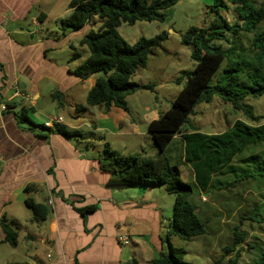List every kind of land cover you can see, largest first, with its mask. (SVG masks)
Instances as JSON below:
<instances>
[{
    "label": "trees",
    "instance_id": "obj_1",
    "mask_svg": "<svg viewBox=\"0 0 264 264\" xmlns=\"http://www.w3.org/2000/svg\"><path fill=\"white\" fill-rule=\"evenodd\" d=\"M177 1L70 0L68 7L71 12L61 20L62 29L77 31L96 15L103 19L100 29L90 30L81 37L80 45L87 46L88 56L73 70L80 79L99 73L94 85L87 91V104L100 106L103 112H108L111 105L128 110L126 97L147 88L146 85L131 81L132 74L147 64L148 57L167 35L162 32L129 44L116 28L122 23L133 25L137 21H164L165 10ZM221 6L227 13L232 6L234 21L230 22L217 10L216 17L208 25L191 26L181 38L182 44L192 47L194 68L176 80L179 83L183 77L186 78L170 108L147 125L148 133L162 153L154 158L140 153L123 154L105 144L100 158V167L110 174L108 185L143 188L161 185L168 194L174 196L167 239L174 235L182 240H190L204 234V222L197 215L190 198L211 191L210 183L214 175L235 173L231 168L244 160L241 152L248 144L261 142L264 147V122H260L261 116L253 113L247 117L253 124L235 120L230 128L218 133L207 134L195 127L192 130L184 128L189 115L194 113L199 103L210 102L217 97L238 110L242 108L241 102L245 97L264 94V0H222ZM248 34L252 36L247 38ZM73 56L79 57L80 54L75 51ZM223 62L224 67L218 73ZM52 96L57 105H63L59 91H54ZM15 107L13 102H5L4 110H14ZM79 108L84 110L85 107ZM243 111L246 114L247 110L243 108ZM27 112L28 108L22 106L14 111V116L21 123L29 121ZM55 131L67 138L79 135V132L68 131L61 124H57ZM177 134H180L179 141L174 137ZM173 140L179 143L178 160L191 168L193 177H188L191 182H185L178 165L171 163L170 158L164 154ZM253 155L252 152L246 160L255 158ZM241 176L255 177L256 173L245 171ZM241 176L235 175L236 179L226 184L237 185ZM35 187L29 184L24 191L32 193ZM197 188L199 191L195 193ZM24 203L32 210L34 221H42L47 217L49 208L43 202H36L27 196ZM95 209L96 206L87 207L84 213ZM0 233L2 242L16 246L18 232L4 216L0 217ZM234 235L236 239L233 244L237 245V236L242 239L244 235L237 228ZM184 253L182 248L169 243L167 253L158 252L148 264H192L183 259ZM126 264L138 263L132 259ZM228 264H235V261L230 260ZM255 264H264V252Z\"/></svg>",
    "mask_w": 264,
    "mask_h": 264
},
{
    "label": "crops",
    "instance_id": "obj_2",
    "mask_svg": "<svg viewBox=\"0 0 264 264\" xmlns=\"http://www.w3.org/2000/svg\"><path fill=\"white\" fill-rule=\"evenodd\" d=\"M42 1L52 0H0V104L13 102L17 106L14 110L0 109V217L4 216L18 232L17 245L9 253L16 254L24 230L22 237L34 246L30 253L33 264H126L132 259L148 264L162 249L160 215L148 202V190L108 185L110 174L100 167L101 155L84 145L90 140L82 134L67 138L52 126L42 130L28 119L37 101L46 94L52 96L54 91H59L63 102L75 111L80 110L81 99L86 98L99 75L80 79L69 68V62L47 58L59 44L58 36L50 39L41 31L23 37L21 22L31 18L32 24L43 25L57 0L51 3V11L35 15L33 10ZM67 8L64 13L69 16L71 9ZM23 79L29 81L25 85L28 91L25 88L20 94L17 89ZM19 96L30 104L26 115L29 121L21 124L14 116L20 107ZM127 107V111L113 105L108 112L100 106L87 110L86 117L96 119L88 125L94 131L107 133L99 140L101 144L113 149L107 136L137 142L151 138L140 123L148 125L158 117L157 113L146 107L141 110L148 113L136 119L133 112L139 109H130L128 100ZM73 118L79 123H65L62 118L60 123L54 122L55 127L61 124L68 131L80 132L83 117ZM174 137L179 141L180 134ZM118 148L114 150L123 154L136 150L126 145ZM29 184L36 185V190L27 194L24 188ZM27 196L48 206L44 220H33L32 210L24 203ZM92 206H96L94 211L84 213ZM121 236L126 242L119 240ZM39 250L45 252L46 261L38 255Z\"/></svg>",
    "mask_w": 264,
    "mask_h": 264
},
{
    "label": "rangeland",
    "instance_id": "obj_3",
    "mask_svg": "<svg viewBox=\"0 0 264 264\" xmlns=\"http://www.w3.org/2000/svg\"><path fill=\"white\" fill-rule=\"evenodd\" d=\"M53 1H42L35 7L33 12L38 15L41 12L45 14L51 11ZM221 1L178 0L173 6L165 10L166 17L164 21H137L133 25L122 23L116 28L119 35L129 44H133L142 37L151 38L162 32H166L167 35L160 46L154 49L153 54L148 57L147 64L138 68L131 76V81L147 86V88L139 89L126 97L130 109H139L133 112L136 119H141L145 113H148H143L141 110L145 111L146 107L150 109V112H156L158 116L161 112L170 108L186 78L183 77L179 83L176 80L184 76L186 71L194 68L195 62L191 57L192 47L181 43V38L188 28L208 25L216 17L217 10L230 22L234 21L232 6L227 13L221 6ZM257 1L260 2V0ZM69 2L70 0L54 1L55 6H53L52 12L48 14L43 25L34 22L32 24L31 18H28L21 22L20 27L24 34L23 37L29 38L31 34L41 31H44V34L50 39L58 36L60 42L55 46L53 52L49 51L47 58L58 62L63 61V63L69 62V68L74 70L77 61L84 60L88 56L87 46L80 45L81 37L90 30L100 29L103 19L96 15L78 31L68 28L62 29L61 20L68 16H66L64 10L68 9ZM59 14L61 16H58ZM250 36L252 34H248L247 38H250ZM75 51L80 54L76 59L73 56ZM224 64L225 62L221 64L218 73L222 71ZM214 81L215 79L212 80V82ZM27 84H29L28 79H23L19 83L17 91L20 94L25 88V91H28V87L25 86ZM28 95L30 94L28 93ZM18 102L19 109L22 106L27 108L30 106L29 102L22 99L21 96L18 97ZM81 103L85 107V111L83 109L75 111L65 101L62 106L57 105L56 100L50 94H46V98L37 101L34 107L35 112L29 113L28 119L36 123L42 130L47 131L43 124L58 115L62 116L65 123H79L73 116L83 117L84 124L79 126V134H82L84 139L90 140L86 141L84 145L85 147L88 146V150H95L94 153L102 155L104 145L99 140L107 133L94 131L88 125V123L91 124V121L96 120H91L85 115L88 113L87 110L94 105L87 104L85 98L81 99ZM241 105L242 108L236 110L230 103H226L217 97L210 102L199 103L195 106L194 113L189 115L184 128L192 130L195 127L203 133H218L230 128L235 120L253 124L254 122L247 118L252 113L255 116H261L260 122H264V94L257 97L247 96L242 100ZM95 108L94 110H96ZM243 108L247 110L246 114ZM136 113L141 115L138 116ZM17 123L21 124L20 121H17ZM55 125V123L52 124L53 129ZM140 125L141 128L147 131V123H140ZM107 138L110 139L113 150L115 147L120 149L122 145H126L129 148L136 149L131 150V153H140L152 158L162 153L156 147L152 138H147V142L143 140L137 142L132 139L129 141L114 140L110 136H107ZM94 146L96 149H94ZM178 146L179 143L173 140L164 150V154L170 158L171 163L178 165L185 182H191L189 178L193 177V174L190 173V168L178 160L180 153ZM84 150L88 151L87 148H84ZM252 152L255 158L246 160V157ZM87 155L92 154L88 153ZM241 157H244V160H240L235 168H231L235 173L225 172L227 175H214L210 183L211 191L195 194L190 198L197 215L204 222L206 230L204 234L194 236L190 240H182L174 235H170L167 239L168 224L173 213L174 196L168 194L161 185L145 187L148 190V202L155 205L160 215L159 238L162 240V252L167 253L170 243L174 247L182 248L185 251L183 259L192 264H228L230 260H234L235 264L258 263L264 252V170H262L264 147L261 146V142L254 145L248 144L242 150ZM245 171L256 173V176L248 178L241 176L244 175ZM235 175L242 177V179L239 177L238 184H226V182L236 179ZM197 191H199L198 188L195 189V193ZM28 212V217H30L31 213ZM236 228L244 236L242 239L237 236L239 242L234 245L233 240L236 239L234 230ZM24 234V230H21V239L19 240V247L15 251L16 254H10L9 250H12V246L2 242V233H0V264H33L30 253L33 252L34 246L32 242L25 241L26 238L22 237ZM38 255L43 261H46L44 251L39 250Z\"/></svg>",
    "mask_w": 264,
    "mask_h": 264
},
{
    "label": "built area",
    "instance_id": "obj_4",
    "mask_svg": "<svg viewBox=\"0 0 264 264\" xmlns=\"http://www.w3.org/2000/svg\"><path fill=\"white\" fill-rule=\"evenodd\" d=\"M42 29V28H41ZM16 95H19L18 93H16ZM0 109L1 110H4L5 109V104H0ZM62 121V117L61 116H57V117H55V118H51L49 121H46L45 123H44V126L45 127H51L52 126V124L54 123V122H56V123H60ZM119 240H121V241H123V242H126V238L125 237H120L119 238Z\"/></svg>",
    "mask_w": 264,
    "mask_h": 264
}]
</instances>
